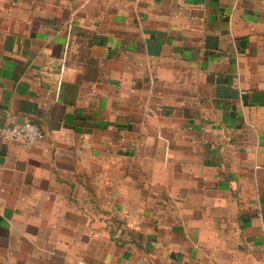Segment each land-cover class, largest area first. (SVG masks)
<instances>
[{
  "label": "crops",
  "instance_id": "0c3cea01",
  "mask_svg": "<svg viewBox=\"0 0 264 264\" xmlns=\"http://www.w3.org/2000/svg\"><path fill=\"white\" fill-rule=\"evenodd\" d=\"M0 264H264V0H0Z\"/></svg>",
  "mask_w": 264,
  "mask_h": 264
},
{
  "label": "built area",
  "instance_id": "2783aa9c",
  "mask_svg": "<svg viewBox=\"0 0 264 264\" xmlns=\"http://www.w3.org/2000/svg\"><path fill=\"white\" fill-rule=\"evenodd\" d=\"M44 131L34 120L27 118L19 124H8L0 127L2 139H14L26 146L41 141L44 138Z\"/></svg>",
  "mask_w": 264,
  "mask_h": 264
}]
</instances>
